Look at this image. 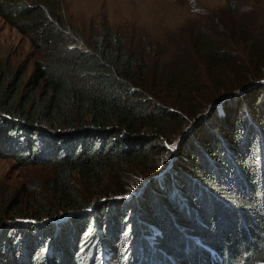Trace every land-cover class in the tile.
I'll return each instance as SVG.
<instances>
[{"label":"trees","instance_id":"trees-1","mask_svg":"<svg viewBox=\"0 0 264 264\" xmlns=\"http://www.w3.org/2000/svg\"><path fill=\"white\" fill-rule=\"evenodd\" d=\"M60 8L0 0V19L38 52L26 80L22 66L0 68V158L54 168L47 204L0 207V264H264V85L212 107L169 149L187 119L264 74L261 55L247 73L226 53L239 26L225 40L198 33L199 70L148 85L115 32L85 40ZM75 175L101 198L93 209Z\"/></svg>","mask_w":264,"mask_h":264},{"label":"rangeland","instance_id":"rangeland-1","mask_svg":"<svg viewBox=\"0 0 264 264\" xmlns=\"http://www.w3.org/2000/svg\"><path fill=\"white\" fill-rule=\"evenodd\" d=\"M34 1L25 0V3L30 4ZM59 1L62 2V8L58 12L65 18L66 23L85 40L90 35H100L104 28H108L111 33L115 32L126 51L144 64L148 85L153 83L154 74L177 73L187 64L190 69L196 66L190 72L199 70L200 62L197 59L194 45L198 33L225 40L226 37L232 35L231 32L235 30V25L239 26L242 34L238 35L236 44L229 43L231 49L226 50L228 56L234 59L233 57L239 55L240 66L247 73L252 67L250 64L252 56L256 58L261 55L260 59L264 58V0ZM76 46L82 50L85 49L82 44ZM37 58L38 52L31 46L28 38L0 19V68L15 70L18 66H22L25 69L23 77L26 80L31 70V63ZM241 76L242 74H238V77ZM217 78L224 79L222 76H217ZM227 78L229 81L225 84L233 82L236 76L232 74ZM253 82L255 83L252 84ZM256 83L264 85V74L247 84H252L250 87H253ZM250 87L242 90L245 92ZM241 92V90L237 91V93ZM222 97L208 104L207 106L211 107H207L205 113L196 121L193 120L194 117L187 119L184 129L189 126L188 131L212 107L216 106L220 112V103L228 98L220 100ZM192 107L194 105H191V109ZM184 129L181 130V134ZM179 134L175 135L171 145H168L174 153L181 141V138L179 139L181 134L180 136ZM53 172V166L48 164L21 166L16 165L10 158H0L1 211L4 210L5 214L7 211L5 206L11 201H14L16 205L15 213L35 212L39 201L47 204L48 200L44 202L47 195L43 189V183L53 176ZM144 177H138L137 182L129 186L130 191L125 192V195L135 193V190L143 184ZM71 184L82 200L90 204V209H93L101 200L100 197L96 198L88 192L76 175L72 177ZM112 190H114L112 186L107 187V191ZM118 196L115 195L114 198ZM6 215L10 218L16 217L11 213Z\"/></svg>","mask_w":264,"mask_h":264},{"label":"water","instance_id":"water-1","mask_svg":"<svg viewBox=\"0 0 264 264\" xmlns=\"http://www.w3.org/2000/svg\"><path fill=\"white\" fill-rule=\"evenodd\" d=\"M254 83H255V82H253L252 84H254ZM252 84H247L246 86H244V87H242V88H240V89L233 90L232 93L225 94L220 100H223V99H225L226 97H229V96L233 95L234 93H237V91H239V90H242V89L248 88V87L252 86ZM210 107H211V106H209L208 108H210ZM204 113H205V112H204ZM202 114H203V113H202ZM202 114H198V115L195 117L194 121H196L199 117H201ZM204 115H205V114H204ZM188 127H189V126H188ZM188 127L184 129L183 134H181V136L179 135V136H180L179 139H180V138L186 133L185 131H187ZM184 132H185V133H184Z\"/></svg>","mask_w":264,"mask_h":264}]
</instances>
